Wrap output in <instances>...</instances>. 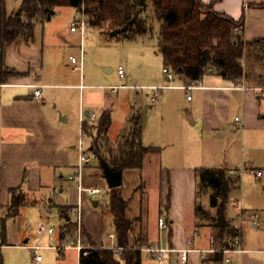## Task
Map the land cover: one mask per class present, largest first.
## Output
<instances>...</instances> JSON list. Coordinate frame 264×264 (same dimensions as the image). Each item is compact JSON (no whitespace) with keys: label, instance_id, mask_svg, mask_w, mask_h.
<instances>
[{"label":"crops","instance_id":"obj_1","mask_svg":"<svg viewBox=\"0 0 264 264\" xmlns=\"http://www.w3.org/2000/svg\"><path fill=\"white\" fill-rule=\"evenodd\" d=\"M201 1L203 4H213V9L216 12L230 16L235 20H239L244 16V27L240 33L243 39L251 45L246 46L241 57L244 68L243 77L233 83L212 72V70H209L202 79L196 82H191L181 75L175 76L172 82L174 86H194V88L185 90L186 116L184 114L171 115L168 114V111L175 109V106L172 105L171 92L184 89L164 87L168 86V81L162 68L163 76L155 83H140V80L135 78L132 80L133 88L122 87V85L116 91L110 89L114 94L118 93L120 89L136 91L145 89L150 91L148 102L134 99L124 124L116 134L112 136L110 133L113 126L114 101L108 94L105 93L104 103L97 112L99 119L105 110L110 112L111 125L107 132L109 143H103L105 144L104 151L106 153L109 150L115 153L117 151L118 136L126 126L128 118L132 115L141 114L143 121V109L148 106L146 125L143 126L142 124V144L159 150L157 153L146 155L144 167L147 162H152V160L161 162L157 183L156 214L158 218H165L167 228L160 229L158 221L154 223L149 219L151 203L149 189L142 173L144 167L141 172L136 169H125L122 171L121 195L129 201L127 216L134 219L135 224L140 222L143 217L146 219V228L143 229L142 224H140L138 234L131 230L132 232L129 234L130 246H134L136 240L145 235L148 238V243L145 246L154 244L162 248L182 249L187 246L188 239L192 238L195 228L199 227V236L194 239L193 247L196 249L210 248V238L217 233L213 225L216 210L210 204L211 193L204 188L200 189L196 168H223L226 170V175H228V169H241L242 172L244 170H255L252 167L254 162L250 161V154L246 153L249 148L252 150L255 146L245 147V143L248 141L247 136L252 132L253 135L264 138V8H256L250 5L259 4L263 0ZM16 10L7 11V13L11 14ZM75 12V16H77L78 10L75 9ZM55 13L56 10L53 11L54 15ZM75 16L73 19L76 18ZM100 34L104 36L103 33L100 32ZM152 34L148 28V31L133 38H129L126 34L123 36L126 39H135L136 37ZM84 35L80 33L78 54L73 55V53H70L68 57L65 56V48L71 46L70 38L65 36H42L37 38L35 30L34 39H17L3 47V66L15 70L20 76L11 77L7 83L0 85V206H2L4 215L10 203V192L15 189L22 194L24 202L19 207L17 214L8 218L19 216L23 207H33L40 204L42 210L39 209L38 215L47 219L49 218V209L54 201L53 197H55L60 223V216L64 210L76 206L80 207L79 223L84 246L111 247L117 246L112 215L107 203L102 204L101 200L95 198L103 192L108 197L110 188L103 176L98 160L91 153L92 136L83 133V124H81V131L82 135L89 140L86 151L91 157L90 163L82 172V187L85 190L79 192L77 186L71 187L68 182L71 181L69 176L76 172L78 164V145L76 144L78 133L73 132L66 125L69 123L72 114L73 118L79 122V118H82L83 114L90 113L87 109L91 108L89 96L93 95L92 91L96 88L104 89V87H95L86 82L84 75L86 63ZM156 36L158 48L157 32ZM113 37L116 36L105 35L102 39L106 44H109L114 40ZM49 47H53V51ZM54 47L56 48L54 49ZM61 48L64 49V52L63 49L62 52L58 50ZM160 56L161 62H163L161 53ZM70 57H77L82 61L81 71L74 68L75 65L71 63ZM102 64L107 65L108 63L103 61ZM162 66L164 67L163 64ZM103 68L109 67L104 66ZM110 72H112L111 68L105 74ZM177 81L179 82L176 83ZM138 83L140 85H137ZM32 85L41 88L42 98L38 99L34 96L36 87ZM152 87H162L154 100ZM190 92H193L192 95L189 94ZM139 93L137 91V95ZM188 95L191 97L190 99L187 98ZM173 117H178V121L181 122L179 125H186V135L183 126L181 132H175L176 136L172 134L170 128L168 129ZM236 117H239L238 122L235 121ZM214 138L218 140L228 139L229 141L226 145H223L224 147L239 144V149L242 152L241 160L243 161L241 167L236 166L239 162L233 163L234 160L231 161L228 155H222V146L212 141ZM176 140L182 148L181 153L170 156L173 154L170 151ZM262 144H264V139ZM212 159L215 162L209 164ZM261 171V177H263L264 172ZM237 175L239 174L227 176L232 182L225 211L226 219L230 223L234 222L240 209L248 211L242 208L240 199L232 200L231 198V195L241 188L242 176L239 175V178ZM140 183L143 186V192L147 189L145 193L147 204L144 216V193L142 191L138 193ZM90 188H97L100 191L94 196L87 191ZM57 189L58 193L56 194ZM42 191L45 193L44 199H48V206L42 202ZM87 194L91 195L90 199L86 197ZM203 196H207L204 201H202ZM93 197L95 199H92ZM88 201L92 217H97L98 222L94 219L91 221L88 217L83 216V210L87 208ZM235 201L240 202V208L234 206ZM229 203L238 210L235 217L228 215ZM99 207L102 208L101 212L95 211ZM104 214L107 215L113 226V230L108 232L107 235L111 240L110 243H105L102 237ZM65 218V220H70L67 215H65ZM70 222L76 223V220ZM42 223L44 222L42 221L39 225ZM44 224L53 226L49 223ZM135 224L133 230L136 228ZM54 229V235L47 236L48 241L52 242L50 245L66 244L67 241L76 238V234L70 235L69 232H66L65 236L62 235L60 226L58 229L55 227ZM111 234L114 237H111ZM28 241L29 239H26L23 244L27 246ZM32 241L35 242L36 238H33ZM36 245L33 244L29 247L32 249ZM3 246L13 247L19 245L7 242V240L5 244H1L0 241V247ZM243 248L245 252L232 255L234 258L233 264H264V247L260 242L250 247V249H246L244 246ZM71 251L76 252L75 255L79 262V252L75 249L64 251L61 256L62 259L59 261H67L65 258L66 253ZM214 256L215 254L208 253L203 258L198 252H190L187 260L182 261L179 254L173 252L160 261L150 257L159 264L162 262L167 264H216ZM43 262L44 258L42 257L41 262L36 263L33 260L32 264H42Z\"/></svg>","mask_w":264,"mask_h":264},{"label":"trees","instance_id":"obj_2","mask_svg":"<svg viewBox=\"0 0 264 264\" xmlns=\"http://www.w3.org/2000/svg\"><path fill=\"white\" fill-rule=\"evenodd\" d=\"M149 5L159 23L158 49L164 66L191 82L199 81L209 70H214L233 83L243 77L241 57L246 46L251 45L240 33L244 27V16L235 20L216 12L213 4H203L201 0H146L144 4L141 0H23L19 9L11 14L7 13L6 0H0V85L7 83L11 77L20 76L15 70L3 66V47L17 39H34L37 21L50 20L55 7L68 6L78 11L84 7L89 26L106 25L108 29L103 34L109 35L115 29L128 26L122 33L133 38L147 31L148 21L143 15ZM250 6L264 8V0ZM239 27L242 28L238 30ZM110 125L108 110L102 113L95 136L89 133L86 123L82 125L83 133L92 136L91 153L100 167L105 162L113 171L136 169L141 172L146 155L159 151L142 144V115L128 118L118 136L117 151L113 153L109 150L105 154L102 152L101 142L109 143L107 132ZM196 174L200 189L209 188L213 191L210 204L216 210L213 225L217 230L214 246L225 248L236 234L225 215L232 182L223 168H196ZM141 187L140 183L138 189ZM10 195V203L3 216L0 206L1 244L6 243L5 220L15 216L24 202L22 194L17 190H11ZM107 207L112 215L117 246L121 247L119 258L114 249L92 245L88 255L80 254V263L142 264L141 248L147 245L148 238L142 235L134 246H130L129 234L134 219L127 216L129 201L122 197L121 186L109 189ZM214 261L216 264H223V254L216 253ZM0 264H4L1 254Z\"/></svg>","mask_w":264,"mask_h":264},{"label":"rangeland","instance_id":"obj_3","mask_svg":"<svg viewBox=\"0 0 264 264\" xmlns=\"http://www.w3.org/2000/svg\"><path fill=\"white\" fill-rule=\"evenodd\" d=\"M23 0H7V11L11 12L12 10H16L19 8ZM150 6V5H149ZM56 13L55 15H52V19L45 20V21H38L35 27V36L37 38H40L42 36H65L66 38H70L72 44L71 46H68L65 48V56L68 57L70 53H73V55L78 54L79 50V38H80V32L72 31L71 30V22L73 21L74 16L76 15L75 9L73 7H55ZM78 14V13H77ZM145 18H147V31L149 28L150 33H153L152 35L148 36H140L136 37L135 39H126L123 35L125 33L121 32V36L113 37L114 40L112 43L106 44L103 41V37L110 36L109 34H104L102 36L101 33H106L108 27L102 26V27H92L88 24V19L86 21L87 26L85 30V39H84V50L86 52V63L84 66V75L86 77V82L94 85L95 87H104V89H98L96 88L93 90L91 96H89V99H91V108H87L90 113L99 111V107H101L104 103L103 97L106 96V94L109 95L110 98L114 101V107L112 112L113 117V126L111 127L110 133L112 136L118 132L120 127L124 124V121L126 117L129 114L130 111V105L133 104L134 99H139L141 101H149L150 100V91L148 90H137L139 95H137L136 90H129V89H120L118 93L114 94L110 91L109 87H120L122 85L130 86L133 84L132 80L135 78H138L140 80V83H155L157 80H160L162 78V64L161 62V56L159 53V49L157 48V36L156 32L159 31V23L154 18L152 13L151 6L148 7V9L145 11L144 15ZM76 18L79 17V15L75 16ZM53 48V47H52ZM51 47L49 49L52 50ZM56 47H54L55 49ZM62 49L60 52H62ZM53 51V50H52ZM64 52V49H63ZM103 61H106L108 64L104 65L102 64ZM104 66H107L112 69V72L109 74H105ZM121 66L124 70V77L121 78L117 72L118 67ZM214 72V70H212ZM215 73V72H214ZM176 75V74H175ZM79 76V73H78ZM177 76V75H176ZM177 81L176 83H178ZM138 83L137 85H140ZM167 92V91H166ZM106 93V94H105ZM193 92H190L189 94L192 95ZM172 94V105L175 106V109L168 111V114H184L186 116V91L185 90H173L171 92ZM158 105V104H157ZM75 117V116H74ZM99 122V115L97 114L96 121L94 123H87V128L90 134L92 136L96 135V127ZM171 125L168 127L172 131V134L175 135L176 131H182L184 127V134L186 135V125H179L181 122L178 121V117H173L172 122H170ZM81 118H79V122H77L73 118V114L70 118L69 123L66 125L69 129H71L73 132H77L78 140L76 144H79L80 139L83 140V146L86 149L89 145V140L86 136L82 135L81 131ZM183 126V127H182ZM236 136L237 134L234 133ZM176 136V135H175ZM248 141L245 143L246 146H255L254 149H248V152L250 154V161L254 162L253 168L261 169L264 172V144L263 143V137L260 138L258 136L253 135V132L247 136ZM175 139V138H174ZM212 141L220 144L222 146V155L226 154L231 158V161L233 163H238L236 166L241 167V163L243 162L242 159V152L239 149V144L236 146H223L228 143V139H216L214 138ZM101 142V141H100ZM92 144V140H91ZM173 144V142H172ZM237 144V143H236ZM262 145V146H260ZM102 146V152L104 151L105 144L101 142ZM173 146V145H172ZM182 148H180L178 144V140H176V143H174V147L171 148V153H173L170 156H173L175 154H180ZM245 153V154H246ZM78 154V152H77ZM78 158V156H77ZM97 161V160H96ZM215 161L209 162V164L213 163ZM161 162H157L156 160H152V162H147L146 166L143 169V176L144 180H146V186H148L149 189V195H150V220L154 223H157L158 216L156 214L157 209V201H158V190H157V183H158V173H159V164ZM230 169L227 170V173ZM244 170V169H243ZM237 172L234 174L241 175V188L238 191H235L231 198L234 199H240L242 208L247 209L248 211L245 212H258L260 215L259 218V224L257 227H250L246 223L243 226L242 229V241L243 246L247 249L259 242L262 244V247H264V173L263 177L257 178L251 170H244L241 174L242 170L238 169ZM100 173L101 169H100ZM237 175L239 178L240 176ZM228 176V175H227ZM235 177V178H238ZM69 186L76 187L77 184L74 181H68ZM143 186L138 189V193H141ZM147 190V189H146ZM146 190L144 193V211L143 216L146 212ZM207 192L212 193L213 191L211 189H207ZM42 202L46 205L49 203L48 199H44L45 193L42 191ZM58 193V189L56 190V194ZM109 193V191H108ZM47 197V196H46ZM88 199L91 198V195H86ZM98 200H101L103 203L106 204L108 201V197L105 192L102 194L96 196ZM94 197L92 199H95ZM207 198V196L202 197V201H204ZM54 201L51 204V207L49 209L48 216L49 218L45 219L43 216L38 215L39 209L42 210V207L40 204H37L36 206H30V207H23L20 210L19 216L15 218H8L5 220V234H6V240L7 242L19 245V246H3L0 247V254L3 258L4 264H32L33 263V252L34 250L31 249V245L37 244L41 246L40 254L44 258V262L42 264H78L77 257L75 255V251L67 252L66 254V260L65 262L59 261L62 259L60 258L56 252L53 249L48 248V246L52 243L51 241H48L47 236H40L37 234V227L39 223L42 221L44 223H49L50 225H53L56 229L60 226V232L66 233L69 232L71 234H76V223H72L70 221L76 220L74 217L69 216L68 212L69 210H64L61 214V223L59 221V215L58 210L56 207L57 201L55 197H53ZM87 208L83 210V216L88 217L91 221L96 220L98 222L97 217H92V213L89 210V201L87 203ZM43 206V204L41 203ZM48 206V205H47ZM101 207L98 209H94L97 212H101ZM237 209L229 203L228 205V215L235 217L237 214ZM65 215H67L70 220H65ZM1 216H3V212L1 213ZM96 216V215H95ZM74 218V219H72ZM47 221V222H46ZM235 221V220H234ZM69 222V223H67ZM133 222V227H134ZM142 224L143 229L146 228V219L143 217L140 222H137L135 224L136 228L132 231L136 232L138 234V228ZM67 227V229H66ZM68 230V231H67ZM113 230L112 223L110 219L107 217V215L104 214V231L102 233V237L105 243H110V239L108 238V232H111ZM131 231V232H132ZM75 232V233H74ZM85 233V231H84ZM62 234V235H64ZM65 236V235H64ZM100 236V235H99ZM36 238V241L33 242L32 239ZM29 239L27 246L23 244V242ZM47 239V240H46ZM21 245V246H20ZM24 245V246H23ZM101 247V246H99ZM76 250V249H75ZM115 250V249H114ZM117 252V258H119V254L117 249L115 250ZM142 263L143 264H159L152 260L150 255L144 251H142ZM69 256V257H67ZM160 264H167L166 262H162Z\"/></svg>","mask_w":264,"mask_h":264},{"label":"built area","instance_id":"obj_4","mask_svg":"<svg viewBox=\"0 0 264 264\" xmlns=\"http://www.w3.org/2000/svg\"><path fill=\"white\" fill-rule=\"evenodd\" d=\"M78 15L79 17L73 19V21L71 22V29L74 31H78L81 34L85 33L86 30V26H87V16L85 13V9L84 7H81V9L78 11ZM242 27H239L238 30H240ZM70 61L72 64L75 65V69L81 71L82 70V61L79 60L77 57H70ZM119 76L121 78L124 77V70L121 66L118 67L117 70ZM163 73L166 76V79L168 81V86H164V87H179L182 88L184 90H190L192 88H194V86H174L173 85V81L175 79V73L172 69H170L169 67L164 66L163 67ZM36 87L35 92H34V96L38 99L42 98V90L40 87L38 86H34ZM122 87H130L133 88L134 86L130 85V86H126L123 85ZM111 90L116 91L118 88L120 87H109ZM162 87H152L151 89L154 91V97L153 100L155 99V96L159 93L160 89ZM264 90V89H263ZM188 99H190L191 97L188 95L187 97ZM96 114L95 113H89L88 116H86L85 114L82 115L81 118V122L83 123H94V121H96ZM235 121L238 122L239 121V117L235 118ZM91 161V157L88 155L86 149L83 146V140L80 139L79 144H78V164L76 167V172L74 174H71L69 176V179L71 181H74L77 184V188L79 192L84 191L85 189L82 187V172L84 171V169L86 168V166L90 163ZM237 171L235 169H230L228 171V175L234 174ZM251 172H253L255 174V176L257 178H260L262 176V171L261 170H251ZM243 172H241L242 174ZM87 191L92 194V195H97L99 193V189L97 188H90L87 189ZM234 206L240 208V202L239 201H235L234 202ZM69 216H72L76 219V223H77V227H76V238L75 240H69L67 241L66 244H62V245H50L48 246V248L53 249L56 254L61 257L63 252L68 250V249H76L79 252V262L80 263V254L82 253V255L86 256L88 255L91 247H86L82 244V230H81V226L79 223L80 220V207L76 206L70 209V211L68 212ZM259 218L260 215L258 212L255 211H251V212H245L244 210L240 209L238 214L236 215V219L234 222L231 223V227L236 231L235 236L232 238L229 246L225 247V248H220V247H216L214 246L215 243V236H212L210 238V243L211 246L208 249H196L193 247L194 245V239H196L199 236V227H196L192 238L188 239L187 242V246L185 248L182 249H173V248H162V247H158L156 245H150V246H145L143 248H141L142 251L148 253L152 258L156 259V260H162L164 259V257L170 253L173 252H177L181 258L182 261H186L187 260V256L190 252H198L201 254V256L204 258L206 254L208 253H212V254H216V253H222L223 254V264H233L234 263V258L232 257V255H239L243 252H245V249L242 246V229L244 224L246 223L247 225H249L250 227H256L258 225L259 222ZM158 225L160 229H166L167 228V223L164 217H159L158 218ZM55 233V229L53 226H49L47 224H40L37 227V234L40 236H52ZM111 237H114L113 234L110 235ZM110 249H117L118 251L121 250V247L118 246H111L108 247ZM32 249L34 250V261L36 263L41 262L42 260V256L40 255L39 251L41 250V246L40 245H36L34 247H32Z\"/></svg>","mask_w":264,"mask_h":264},{"label":"water","instance_id":"obj_5","mask_svg":"<svg viewBox=\"0 0 264 264\" xmlns=\"http://www.w3.org/2000/svg\"><path fill=\"white\" fill-rule=\"evenodd\" d=\"M146 0H141V2L144 4ZM128 26H125L124 28L120 29H115L110 33V36H117L121 34L123 30H126ZM105 72L110 71V68H104ZM147 111H148V106H145L143 109V121L142 124L143 126L146 125L147 121ZM88 112L85 113L86 116H88ZM102 171H103V176L105 177L108 187L109 188H116L122 185V170L118 171H113L107 163L102 162L101 163Z\"/></svg>","mask_w":264,"mask_h":264}]
</instances>
